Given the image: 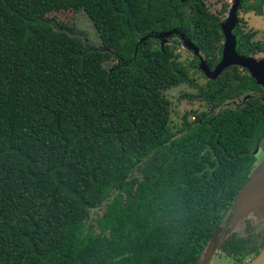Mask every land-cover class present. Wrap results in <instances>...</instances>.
Returning a JSON list of instances; mask_svg holds the SVG:
<instances>
[{
    "label": "trees",
    "instance_id": "trees-1",
    "mask_svg": "<svg viewBox=\"0 0 264 264\" xmlns=\"http://www.w3.org/2000/svg\"><path fill=\"white\" fill-rule=\"evenodd\" d=\"M248 8L261 15L264 0ZM66 10L83 12L112 52L46 18ZM227 11L202 0H0V264H198L258 165L264 101L183 114L173 127L168 89L189 84L214 104L259 88L226 71L198 85L197 60L156 42L176 32L217 61ZM232 34L237 54L264 51L238 26ZM263 245L264 230L256 255Z\"/></svg>",
    "mask_w": 264,
    "mask_h": 264
},
{
    "label": "rangeland",
    "instance_id": "rangeland-1",
    "mask_svg": "<svg viewBox=\"0 0 264 264\" xmlns=\"http://www.w3.org/2000/svg\"><path fill=\"white\" fill-rule=\"evenodd\" d=\"M206 5L207 9L214 14L217 12L222 4L227 5L228 9L231 6L230 0H202ZM253 0H246V6L242 9L237 10V19L239 22L235 26H238L242 33L251 36L254 41L260 42L264 45V8H262L261 15H255L248 7L251 6ZM227 13L221 17V21L226 20ZM46 18L53 21L54 23L64 25L70 30L71 36L79 38L86 49L96 50L101 52L111 53L113 48H104L100 45L96 32L93 29L90 21L87 19L85 14L81 11L75 13L71 10L66 11H53L46 15ZM157 40L159 47L167 45L172 48L174 55L177 56V61L181 63H188L191 61L192 54L186 47L182 45L176 37H166ZM176 42V44L174 43ZM117 61L115 58H111L108 62L104 63L103 66L110 70L116 65ZM193 77L198 85H202L204 80L201 75L196 71ZM166 98L170 101V121L173 127H176L180 123V118L183 114H187V120H192V113L205 111L207 107L198 98L195 88L193 89L189 84H181L174 88L165 91ZM187 96V97H185ZM260 152L256 154L258 163L264 157V149H260ZM260 154V155H259ZM104 213V207L89 212L86 223H93L97 218L101 217Z\"/></svg>",
    "mask_w": 264,
    "mask_h": 264
},
{
    "label": "flooded vegetation",
    "instance_id": "flooded-vegetation-1",
    "mask_svg": "<svg viewBox=\"0 0 264 264\" xmlns=\"http://www.w3.org/2000/svg\"><path fill=\"white\" fill-rule=\"evenodd\" d=\"M170 36H168V37H170ZM174 37L178 38L179 41L182 43V45L185 47V45L183 44V41H186V39H184V37L181 34H176V36H174ZM250 38H251V36H250ZM157 40L160 41L159 38ZM222 43H223V41H222ZM222 43H221V48H220V52L218 54L217 61L211 55H208L206 58H204L203 57L204 54L202 52H200L199 49H197L195 46L194 47L197 49L196 55H194L192 50H189L186 47L188 49V51H190V53L192 54V57H194L197 60V64H196L197 71L196 70H194V71H196L198 74H200L202 79L204 80L202 85H205L206 82H208V81L217 83L219 78L222 77L224 71L229 72L230 74L232 73L231 75H233V77L235 79L237 77H240L243 75H247L249 78H251L249 73L247 72V70H245L239 66H236V65H230V66L226 67L225 69L222 70V72L218 76H216L215 78H212V79L205 76L199 70V68H198L199 59L204 61L205 65L207 66V68L210 72L213 70V68L216 66V64L220 60ZM261 46L264 48V45L261 44ZM235 52H236V49H235ZM236 54H237V52H236ZM237 55H239V54H237ZM239 56H241V55H239ZM247 56L252 57L256 61L263 60L264 59V51L253 50V51L249 52V54L246 55V57ZM252 81L254 82L253 79H252ZM254 85H256L255 82H254ZM256 86L259 88V90L252 91L251 94H248V95L242 97L241 99H238L236 97L235 101H227V102L222 101V102L214 103V104L213 103H211V104L205 103L203 101H201V102L207 107L205 112L208 113V116L210 115V116L214 117L218 111L225 109V108H228V107H231V106H234V107L239 106L244 101H246L250 98L255 97L261 101H264V90L261 87H259L258 85H256ZM217 87H219L220 90L225 88L224 85H221V84H217ZM195 90H196V88H195ZM198 98L200 99L199 96H198ZM263 140H264V138L262 139V141ZM260 149H264V145ZM258 152H260V151L256 150V152H254L255 156ZM257 157H258V155L256 156V158ZM257 162H258V160H257ZM229 212H230L229 215L225 218V220L222 222V224L216 228L219 231H218L217 239L214 242L213 248H211L209 250V246L212 245L211 244L212 236H211L210 240L205 244V246H204V248L200 254L198 264H249L254 259V257L256 256L255 250L257 249V247L260 244V241L263 237L264 213L258 218H256V216L254 214H248L244 219L239 221L232 229H229L228 220L232 214V207H231ZM232 243L237 244L240 247V249H239L240 253H238L234 256H233V254L227 253L226 251L223 250V247H227V248L232 247V245H231Z\"/></svg>",
    "mask_w": 264,
    "mask_h": 264
},
{
    "label": "water",
    "instance_id": "water-1",
    "mask_svg": "<svg viewBox=\"0 0 264 264\" xmlns=\"http://www.w3.org/2000/svg\"><path fill=\"white\" fill-rule=\"evenodd\" d=\"M230 1L231 6L227 11L226 20L219 27L223 38L220 60L211 72L201 59H199L198 68L205 76L212 79L218 76L226 67L236 65L247 70L255 84L264 90V59L256 61L252 57L239 56L235 52L236 41L232 30L237 23L236 12L240 2L239 0ZM174 33L177 34L176 32ZM171 34L172 32H168L160 35L158 38L163 39ZM183 44L196 55L197 49L188 40L183 41ZM231 207L232 214L228 220L229 229H232L248 214H254L258 218L264 213V157L260 160L246 182L237 191ZM218 231V229H215L212 234V245L209 246V250L214 246ZM249 264H264V245Z\"/></svg>",
    "mask_w": 264,
    "mask_h": 264
}]
</instances>
